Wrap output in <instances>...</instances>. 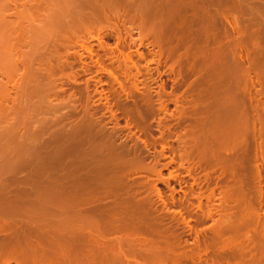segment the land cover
<instances>
[{
    "label": "bare ground",
    "instance_id": "1",
    "mask_svg": "<svg viewBox=\"0 0 264 264\" xmlns=\"http://www.w3.org/2000/svg\"><path fill=\"white\" fill-rule=\"evenodd\" d=\"M0 2L2 5L0 7V137L2 135L6 136L9 133H14L17 131V128L19 126V120L22 118L25 112L32 110L34 101L33 98L34 96H37V86L43 83L42 80L49 82L52 86H55V83H57V80L59 79L56 78V76L58 77L57 72H61L66 67L69 68L73 66V62L67 59L66 53L64 55H60L58 53L59 50L57 49L58 46L56 48V45L53 46V50L49 54L48 58H46L43 54H36L33 51L32 40H30L29 42L25 41L26 33H37L38 31L50 33L56 31V29H59L60 38H64L66 40L68 48H71L72 46H74V43L76 44L80 40L81 43L79 42V44L81 45L82 49L89 52L90 54H94V52H96L97 50H113L112 48H110V46L109 49L108 47L104 48L106 46L102 47L104 45L103 43L107 45V42H104V38L106 36L114 35L117 38L116 42L118 43L120 40L122 42L125 40L124 37L121 38L123 33L124 36L131 37L133 32H137L138 39L135 40L129 38V43L133 44L137 42L136 44L139 47L138 50H141L139 52L140 56L138 54L137 49L135 53L138 54L139 60H144V54L142 53V49L145 48L147 50L146 53L152 55V59L150 61L149 59L148 61L145 59L146 63L153 62V58H157V61L159 60L160 56L164 55L166 62L168 61L167 59H169L171 60V63H173L172 65H170L171 69H175L176 67H182L183 63H185L186 61L189 62V57L192 58V56L196 54H193V51L192 53L191 51H189V53L192 55L191 56L189 53H187L188 49L190 50L191 47H193L195 48V50H200V48L202 49L204 45L205 47H207L205 44L206 41L209 40V43L211 39L215 38L216 40L214 39L215 41L213 40L212 42H214V44H218L217 46H214V49H212L216 51V55H219V53L222 51H224L225 53V51L228 50L226 52H230V54L226 53L227 55H224L223 52L220 53V55H224L223 58L225 59V63L231 62L232 64L233 62L234 64H238L236 65V70L238 69L236 73V80L229 77L230 75L228 76L229 79H227V73L225 74L223 79V74L222 76H220L221 74H216V77H219V79H221H215L219 81H215V83H220V81L223 83V86L222 83L218 85L216 84L213 89L211 88L212 91H210V93L212 92L213 95L218 96V98H216L219 101L217 103L215 102L216 105L213 106V108L215 107L214 109H216L215 113L217 115L214 116V109L211 108L212 105L209 106L206 103V105H203L202 107L200 106V108L198 107L199 104L194 107L191 106L192 108L189 110H185L186 108H177V110L180 109L179 114L181 115V117L183 116L184 118H186L185 121H187V118H190V124L194 126L193 130H187V132L184 129L185 133H181H183L185 136H181L183 138H179V142L174 145H178L177 148L179 147V150L181 148V151L176 150L177 148L175 147H171V143H176V140H173L171 142V139H166L167 137L164 139V137H162L163 134L157 139L160 140L159 142H161V145H163L161 146L163 147V149L166 145L167 149L170 150L174 155L176 152H180V154L176 153V156L179 155L178 157L180 158L178 159L181 160V158H183L181 161H184L186 163L189 162V160H191L193 156H195L197 161L201 160L204 162H208L210 160H213L212 162L217 161V163L220 165H227L229 166V168L236 170L238 168L243 169L244 167L242 165H249L246 162L250 160L252 165H257L259 167L258 168L256 166L258 169H260V174L261 170L264 172V16L262 17V15H264L262 14L264 12V0H0ZM58 8L62 9L61 12H58ZM250 10L251 14L249 12ZM188 11L189 13H192L189 14L187 13ZM56 13L58 14L51 25H48L46 27L34 25L36 21L40 20L41 16L52 15ZM195 19L197 21L199 19L198 24H195ZM201 20L207 21L211 24L207 22L204 23ZM202 22L204 23V25H201V28H196L199 24H202ZM192 24L197 25L195 26L196 29H194V26ZM205 25L211 26H209V28ZM94 35H96V41H94ZM222 37L229 38V41H227V45H225L226 42H223L224 45L222 44V42H219L223 41ZM201 38L207 39L202 40ZM148 40H150V43L145 44V42ZM124 43L125 41L123 42V44ZM120 44H117V46H124L122 43ZM185 45H187L186 48ZM24 46H30V55L28 54L29 52H22V47ZM94 46L97 50H94ZM184 48L187 50V52L184 50L183 53H187L189 55H182L181 53H177L181 51L180 49ZM68 50L69 49H67V51ZM68 53L69 52H67V54ZM196 55H198V53ZM80 57H82L81 53L79 55V58ZM195 57L196 56H194V59ZM130 58L133 57L130 56ZM191 58L190 60H192ZM197 59L198 58L196 57V60L193 61H197ZM132 61L133 60L131 59V62ZM222 61L223 60H221V62ZM133 64L135 67L133 66ZM133 64L132 66L137 69V71H139L138 68H141V66L139 65L137 67V63L135 62H133ZM156 64L158 65V63ZM100 65H102V63H100ZM216 65H218V63ZM195 66L197 67V65ZM196 67L194 68L195 70ZM178 68L175 73L177 76L181 75L180 77H182V69L180 68V70ZM236 70L234 69V72H232L235 73ZM230 71L229 74L231 73ZM107 73V77L112 78L113 83L119 85V87L122 89V93V91L124 90L121 86V82L117 80L118 78L113 75L112 72L108 71ZM191 73L195 74L194 72ZM197 73H199L198 70ZM197 73L196 76L200 74ZM76 74L77 73L69 72L66 75L67 81L75 83L78 77V75ZM202 76H198L199 78H197V81L200 82L201 79H203L201 78ZM204 77H206L205 79L207 80L209 74L208 76L205 75ZM216 77L214 76V78ZM209 78L211 79L212 77L210 76ZM230 79L233 83L231 84L232 86H229V82H227ZM225 80L226 84L228 83V87L224 85ZM34 82L37 83L34 84ZM199 82L195 84L198 85L200 84ZM187 90L189 91V89ZM54 91L55 90H53L52 95L55 94ZM115 91H117V89L114 90V92ZM118 93H120V89ZM121 93L120 95H122ZM23 94L24 96L28 97L27 102L25 103H23L22 100ZM123 94L126 95V97L129 95L127 92ZM158 94L160 96V93ZM86 95L87 97L89 96L87 93V89ZM146 95H148V93ZM177 97L175 98L178 100ZM149 98H151V96ZM179 99L180 101L182 100L181 96ZM197 101H195V103ZM179 102L177 101V104ZM146 103H144V105ZM149 105L150 104L147 103V106H145L149 108ZM116 106L117 105H115V107ZM164 106L161 108H164ZM133 108L132 111H128L130 112L129 115L131 116L132 121H134V125L132 124V126L135 127L136 130L138 129L139 133L141 132L143 134L144 131H146L144 133H147L148 129L145 128V123L148 121V115L150 114L149 116L152 117V114L155 111L152 113L150 112V108L149 112H147V110L145 109L148 114H146V117V115H144V109H141L140 107L139 110V106L138 108L136 106H133ZM158 109L159 111L162 110L160 108ZM212 118H214V121L216 118H218L215 122L216 126L214 125L215 130L214 127H212L211 122H214ZM158 123L161 125L162 121L161 123L157 121L156 124ZM198 125H202V127L205 128L204 130L200 131L202 133L195 132V129ZM217 126L218 131L216 130ZM87 128H84V130L88 131ZM147 128H150L149 125ZM189 129H191V127ZM95 132L96 134H98L97 130H95ZM196 133L200 134L198 135ZM82 134H85V132L83 131ZM94 134L92 133L93 136H90L89 138L87 137V139L84 136L83 138L86 140H83V145H81V147L83 148V156L81 163L83 165H86L85 167L89 168L86 169L91 171V177L87 178L89 177L90 173L89 175L85 173L84 176L83 174L81 175L82 178H80L79 180L85 178V181L87 182L85 184H81L82 182L77 180L80 176L77 179L70 178L72 179L70 181L71 189L75 191H83L82 193L73 196L72 198H66L63 195H59L56 198L54 197L47 199H45L44 197L37 198L35 196V198L37 199L34 200L35 205H32V207L30 204L32 199H28L30 200V203L27 200H24V196L21 192L15 194L12 197H9V194L6 192H2L0 194V264H224L220 261L221 259L215 260L218 257L213 259L210 256L207 257L206 260L205 258H202L204 257L202 255H207L208 250L210 251L211 249L209 248L210 241H208L209 239L206 241H204L205 239H203V241H201L202 238L199 241V239H197L198 232H195V230H193L192 228L191 229L193 233L195 232L196 239L195 242H193L192 246L190 244V248L188 247V249H186L187 247L185 246V248L183 246L184 243H182L183 241L181 240L180 234H177L178 232L175 233L176 231H172V228L167 227V225L163 221V215L162 217L160 216L161 210L159 211L156 208L157 206L155 203L157 202H154V200L152 199V194H154L152 193L153 189L154 191H157L156 194L160 198V202H162V207L166 208V205L168 204L167 200H163L164 198L162 197V193L160 192V190L156 187L157 185H146V191L144 189L146 194L140 197L142 193L140 194L139 192L143 190L142 188L141 190H139L140 188H138V186L140 187V185L136 184L138 185L136 187V185H133L135 183L130 182L128 184V182L122 181L121 168L124 165H122V157L126 154L124 152H126L127 149L120 153V147L116 148L113 143H110V140L109 142H107L104 135L103 137L102 135L100 136V132L97 136H94ZM149 134L147 133V135ZM110 138L111 137H109V139ZM137 138L138 137H136V139ZM2 139L3 138H0V152H2L3 154V149L1 148L3 146ZM150 139V141L146 139L145 141H143L142 147L147 150L145 154L141 153L145 151H141L142 149L140 150L141 152H138V145H136L135 143L137 140L134 141L135 144L133 145L136 146L133 147L134 149H132V152H130V156L132 157H130V161L129 159L128 161L130 162V165H133V167H135L134 165H136L137 167L139 166V168L136 167L138 171L141 166L143 172L147 174L148 177H152L155 175L160 176L161 169H164L165 167H158L160 164L158 165L159 160L156 161L157 158L155 161L153 160V163H149V158H146V154H148V157L150 155V150L148 149L149 147L146 145H149L151 147V142H153L154 146L153 137H151ZM15 146V142L10 145L6 144L7 149H12ZM121 149L124 150L123 148ZM129 151H127V153ZM150 160L152 161V159ZM180 163L178 164L180 165V168H182L181 166H183V163ZM89 165L91 167H89ZM247 173H249V171ZM76 174L77 173H75L74 175ZM233 174L235 175V173ZM86 175L88 176L85 177ZM147 175H145L146 177H144L147 178ZM260 176L264 177L262 175ZM150 179L153 180L152 178ZM161 180V177L158 179L156 178V180L154 179L155 182L158 181L160 183L162 182ZM244 182L245 180L241 181L239 178L235 182H233L234 184L231 188L230 186L229 189L226 186L227 188H225V190L224 187L223 189L221 188L223 192H221V190L219 193L223 194L221 195L222 198L220 197L222 200L220 201L219 206H217V213H219V218L221 216L220 219L218 218L220 222H222V217L223 221L225 220V217L227 216L225 215L226 211L231 208H228V203H231L232 201V199H230L231 201L228 202L229 195L231 198L235 196V193H237L239 194H236L237 198H240L238 196H241V198L246 197L244 195L248 192L247 189L249 188H247V182L249 183V181H246V183ZM146 184H149V182ZM249 184H251V182ZM5 185H3L4 190ZM230 185H232V183ZM262 187L256 190L258 194L259 191H261V194L263 193L261 189ZM232 194L233 196H231ZM248 194L250 195L251 193L248 192L246 195L248 196ZM252 195H254V193ZM259 197L260 196H258V198ZM237 198L233 197L234 202L232 201V205L238 204V202L244 200H240V198V201H238ZM248 198H245V200L249 201L250 199ZM254 198L256 199L255 195ZM262 198L264 197L262 196ZM245 200L243 202H246L247 205L248 202ZM25 201L30 204V207L26 206L27 202L23 204ZM251 203L249 204L251 205ZM259 203H262V201H258V203L252 205L257 206L259 208ZM86 204L89 205V208H86L88 207ZM201 204V200H199L197 210H201ZM83 205L86 206L85 208H83L84 210H79L80 208L76 209V207L78 208V206L80 207ZM246 205L244 203V207ZM250 205L246 207L252 208V206ZM74 207L76 210L74 209ZM234 207L236 208V205ZM248 208H246L245 210H247ZM239 211L236 212L239 214ZM177 212L179 213V211ZM229 212H231V209ZM241 212L245 213L246 211L243 212L241 210ZM208 213H210L209 210ZM208 213H204V215H201L202 218L206 217V219H208L209 217L207 218V216L210 215ZM233 213L231 214L233 215ZM237 213L234 214V216L237 215ZM242 213H240V215ZM253 213H255V211H253ZM179 215H181V213ZM240 215H237V217H240ZM203 219H199L198 222L200 223V220ZM263 220L262 222L264 223ZM222 223H219V225H222ZM224 223L226 222L224 221ZM217 224L216 227H219L217 226ZM214 226H212V230L213 228L215 229L213 230V232L219 229L220 227L223 228V225L217 229ZM263 226L264 224H262V227ZM231 228L233 227L231 226ZM222 231L224 232V228L220 232H217L218 236L219 233H222ZM224 234L227 235L226 232H224ZM255 236H253L252 238L256 239L255 244L253 243L254 240H249L254 245L251 243L247 245L248 247L242 245V247L244 246V248L239 249V251H237V255L242 254L241 256L243 257L246 254H248V256L250 254L251 260H249L248 264H264V234L262 236H258L256 234ZM236 242L238 241L236 240ZM185 243L187 242L185 241ZM235 246L233 248H235ZM225 249L226 248H224V250ZM229 251L234 250L232 249ZM233 255L234 257L237 256L236 254ZM241 256H238L236 263L233 261L231 262L235 264H241ZM201 259L202 261L204 260V263H201Z\"/></svg>",
    "mask_w": 264,
    "mask_h": 264
},
{
    "label": "rangeland",
    "instance_id": "2",
    "mask_svg": "<svg viewBox=\"0 0 264 264\" xmlns=\"http://www.w3.org/2000/svg\"><path fill=\"white\" fill-rule=\"evenodd\" d=\"M1 6L2 5L0 2V7ZM61 8H58V12H61V10H62ZM249 12L251 14V10ZM252 12H253V10H252ZM187 13H189V11ZM191 13L192 12H190L189 14H191ZM57 14L58 13L52 14V15L41 16L40 20L36 21L34 23V25L40 26V27H46L48 25H51L52 22L55 20ZM262 14H264V12ZM263 16L264 15H262V17ZM195 21L197 22V23L195 22V24L199 23L198 22L199 19H198V21L195 19ZM201 21H203L204 23L207 22L204 20H201ZM201 21H200V23H201ZM203 22H202V24H199L198 27H196V28H199V27L201 28V25H204ZM207 23H209V22H207ZM209 24H211V23H209ZM192 25L194 26V29H196L195 26H197V25H194V24H192ZM205 26H208V25H205ZM209 26H211V25H209ZM123 34H122L121 38H123V37L125 38V40L123 39L125 41V43L123 44L124 41L122 42L121 40H120L121 42L120 41L119 42L122 43L124 46L118 47L117 44L119 45L120 43L116 42L117 38L114 35H108L104 38V42L106 41L108 46L105 43H103L104 45L102 44L103 45L102 47L106 46L104 48L108 47V49H109V46H110V48H112L113 50L111 51V49H109L108 50L109 52L106 49H105V51H99L94 46V50H97L96 52H94V54H90L89 52L82 49L81 45L79 44L80 40L79 41L77 40L78 42L76 44L74 43L73 44L74 46H72V44H71L72 47L68 48L66 40L64 38H60L59 29H56V31L50 32V33L38 31L37 33L30 32V33L25 34V41L29 42L30 40H32L33 51L36 54H38V55L43 54V55H45L46 58H48L49 54L53 50V46L56 45V48L58 46V48H57L59 50L58 53L60 55H64L66 53L67 59H69L70 61L73 62L72 63L73 66H71L69 68L66 67L61 72H57L58 77L56 75L55 76H56V78H59V79L57 80L58 82L55 83V86H52L49 82H47L45 80H42L43 83L40 84L39 86H37L38 87V89H37L38 93H37V96H34V98H33L34 101H33L32 110H29L28 112L24 113L22 118L19 120V126L17 128V131L14 133H9L6 136L2 135L0 137V138H3L2 139L3 140V146L1 147L3 149L2 150L3 154H2V152H0V154H1L0 155V165H1L0 166L1 167L0 168V183H1V185L3 183H4L3 185L8 184V185H5V190H4V186L0 185V194L2 192H6L9 194V197H12L15 194H18L19 192H21L22 195L24 196L23 197L24 200H27L30 203V200L32 199L31 203H30L31 207H32V205L33 206L35 205L34 200L37 199L38 197L39 198L44 197L45 199H47V198H54V197L56 198L59 195H63L66 198L67 197L72 198L73 196H76V195L82 193L83 191L72 190L71 186H70V181L72 179H77L80 176L77 179V180H79L80 178H82V176H81L82 174L84 176V173L88 174V175L90 173L89 177H87L88 175H86L85 177H87V178L91 177V171L88 170L89 168L85 167L86 165H83L81 163L82 162V156H83L82 155L83 154V148L81 147V145H83L82 144L84 142L83 140H86L87 137L89 138L90 136L91 137L93 136L92 133L93 134L95 133L94 136H97L100 132V136L102 135V137H103V135H104L107 142H109V140H110V143H113V145L116 148L120 147L119 148L120 151L118 150L120 153L127 149L126 152H124V153H126L125 155L121 154L124 157V158L122 157V165L123 164L124 165L121 168V170H122L121 171L122 181L128 182V184L131 182V183H135L133 185H136V184L140 185V187L138 185H136V187L138 186V188H140L139 190H141V188L143 189L139 192L140 194L142 193L141 196L139 194L140 197H142V195L146 194V192H145L146 191V189H145L146 185L147 186L150 184L151 185H155V184L157 185L156 187L162 193V197L164 198L163 200H165V201L167 200L168 201L167 205H169V206L166 205V208H168V209L162 207L163 206L162 202H160V198L156 194L157 191L155 190L156 191L155 192L153 189L152 193H154V194H152L153 195L152 199L154 200V202H157V203H155L157 206L156 208L159 211L161 210L160 216L162 217V215H163L162 218H163V221L165 222V224L167 225V227L172 228V231L174 230V231H176L175 233L178 232L177 234H180L181 240L183 241L182 243L185 244V245L183 244V246L184 247L186 246L187 247V248L185 247L186 249H188L190 244L192 246L193 242H195V239H196L195 238V232H198L197 233V236H198L197 239H199V241L201 238H202L201 241H203V239H205L204 241H206L208 239H209L208 241H210L209 242V246H210L209 248H211V249H210V251L208 250L207 255H202V256H204V257H202L203 259L205 258V260H206L207 257L211 256L213 259L218 257L215 260L221 259L220 261L224 264H230L233 262L236 263L238 256L242 255V254L237 255L238 254L237 251H239V249H241V248H244V246L242 247V245L247 246L250 243L255 244V240H256L255 235L257 234L258 236L259 235L262 236L264 234V229H263L264 226L262 227V224H264L262 222V220L264 218V216H263L264 215L263 214L264 198H262V196L264 197V189H263L264 188V185H263L264 179H262V178H264V177L260 176V175L264 176V172L261 170V174H260L259 173L260 169H258L259 167L257 165H255V166L252 165L250 160L248 162H246L249 165H246V164L242 165L244 167L243 169L242 168H238V169L235 168L236 170L229 168V166H227V165H220L217 163V161L212 162L213 160L212 161L210 160L208 162L206 161L208 164L207 165L206 162H204V161H201V160L197 161L195 156H193V158L191 160H189V162L186 163L184 161H181L183 158H181V160L178 159V158H180V157H178L179 155L176 156L177 154H180V152H176L177 153L176 154L175 150H174V153H175V155H174L170 150L167 149L166 145L164 146V149H163V147H161L163 145H161V142H159L160 140H158L157 138L163 134L162 137H164V139L167 137L166 139L167 140L171 139V142L173 140H176V143L175 142L171 143V147L177 148L178 145L177 146H174V145L179 142L178 141V140H180L179 138H183L181 136H185L183 134V133H185L184 129L187 132V130H193V127H194L190 124L191 123V120H189L190 118L189 119L187 118V121H185L186 118H184L182 116L183 117V120H182V117L179 114L180 109L186 108L185 110H189L192 107L197 106L198 104H199L198 105L199 108H200V106L202 107L203 105L208 104L209 106L212 105L211 108L214 109L215 107L213 108V106L216 105L215 102L217 103L219 100L217 99L218 96L213 95L212 92L210 93V91H212L213 87H215L216 84L218 85V84L222 83L221 81H220V83H217L219 81H217L215 79L220 80L221 78L219 79V77L217 78L216 76L220 75V74H221L220 76H222V74H223V76H222V79H223V77L227 73L226 74L227 79H229V77H231L232 79L236 80V78H237L236 73L238 71V69L236 70V65H238V64L237 63L234 64L233 62H232V64H231V62L225 63V61H224L225 59L223 57L226 53L230 54V52H226L228 50H226L225 53H224V51H222L224 53V55L223 54L220 55V53H222V52H220V53L217 52V53H219V55L218 54L216 55V53H215L216 51L213 49L215 48L214 46L215 45L217 46L218 43L214 44V42H212L215 39L214 38V39H211L209 43H208L209 40L205 42L207 47H205V45H204L202 47L203 50L201 48H200V50L196 49L198 52L193 47H191L190 50L187 48L188 49V52H187V50L185 49L187 47V45H185L184 49H180L182 52L181 51L177 52V53H181L182 55H189L190 54L189 51H191V53L193 51V54L198 53V55H199L198 56L195 54L194 56H196L198 59H197V61H193V60H196V57L194 59V56H192L190 54L192 56V58L189 57V59H188L189 62L186 61L185 63L182 64V67H180L182 69L181 73L183 72L182 77H180L181 75L177 76L175 73V71L177 70L178 67L175 66L176 67L175 69L172 67L174 69V73H173V69H171V66H170L173 63H171V60H169V59H167L168 61L166 62L164 55L160 56L162 58L159 57V60H157V61H156L157 58L156 59L153 58L154 59L153 62L156 61L155 63H153V62H147L146 63L145 59L147 61L149 59V61H150L152 59V55H150L149 53H146L147 50L144 48V49H142V53L144 54V60H139L138 54L141 50H138L139 47L136 44L137 42L133 43V44L129 43L130 42L129 40L131 38L135 39V40L138 39L137 32H133L132 36L130 35L131 37H129V36L126 37ZM95 36L96 35H94V41H96ZM206 39L207 38H204L202 40H206ZM222 39H223V41H219V42L220 43L222 42V44H223V42H226L225 45H227V43H228L227 41H229V38H227V37L223 38L222 37ZM222 39H217V40H222ZM40 41H42V42H40ZM146 43H150V40L146 41L145 44ZM63 44H64V46H63ZM116 46L118 49L116 48ZM67 49H69V50L67 51ZM136 49L138 50V54L135 53ZM31 50H32V47H31ZM184 50L189 54H187L186 52H185L186 54H184L183 53ZM66 51L69 53L67 54ZM22 52H25V53L29 52L28 54L30 55L31 54L30 46L29 47L28 46L22 47ZM80 53H81L82 57L79 58ZM105 53H106V57H105ZM129 53H130V55H129ZM111 55H113V56H111ZM130 56L133 58H130ZM139 56H140V54H139ZM125 57H127V58H125ZM190 58L192 60H190ZM125 59H126V61H125ZM131 59L133 60L132 62H131ZM221 60H223V61L221 62ZM99 61H100V63H102V65H100ZM133 62L137 63V67L139 65L141 66V68H138L139 71H137V69L134 68L135 66H134ZM156 63H158V65ZM217 63H218V65H216ZM132 64L134 67L132 66ZM226 64L227 65L229 64L228 65L229 67ZM99 65H100V67H99ZM195 65H197V67ZM213 65H214V67H213ZM231 66L236 70L235 73H233L234 69ZM195 67H196V70L194 69ZM180 68H178V69H180ZM201 69H202V71H201ZM197 70L200 74L197 73ZM108 71L112 72L113 75H115L118 78L117 80H119L121 82V84H122L121 86L123 87V90H124V91H122V93H121L122 89L119 87V85H116V83H113L112 78L107 77ZM229 71L231 72L230 74H229ZM69 72L77 73L76 75H78V77H77V80L75 83L67 81L66 75ZM191 72H194L195 74H193ZM210 72L212 74H215V75H212ZM196 73L199 75L196 76ZM185 74H187V75H185ZM208 74H209V77L211 76L212 78L210 79L208 77L209 80H208V78L206 80L205 79L206 77H204V76L205 75L208 76ZM200 75L201 76L203 75L201 77L203 79L200 78L202 82L197 81V78H199L198 76H200ZM214 76L216 78H214ZM233 77H235V78H233ZM108 78L112 81V83ZM234 80H233V82H234ZM215 81H217V82L215 83ZM198 82L200 84H198V85L195 84ZM227 82H229V84L227 83L229 86L231 84H233L231 79ZM35 83H37V82H34V84ZM227 84H226V80H225L224 85H226V87H228ZM113 86H114V89H113ZM116 86H117V88H116ZM124 86H125V88H124ZM222 86H223V83H222ZM190 88H192L193 90ZM86 89H87V93L90 97L89 96L87 97ZM116 89L118 92L120 89V93L122 95H120V93L115 91L120 96L118 94H116L114 92V90H116ZM187 89H189V91ZM53 90L56 91V92L54 91V93H55L54 95H52ZM186 91H188V92H186ZM125 92H127L129 94L127 97H126V95L123 94ZM207 92H208V94H207ZM147 93H148V95L151 96V98H149L150 96L146 95ZM158 93H160V96ZM115 95L117 96V98ZM176 95L177 96L180 95L183 101L182 100L180 101V99H179L180 96L177 97ZM207 95H209V96H207ZM203 96H205V97H203ZM175 97H177L178 100ZM22 98H23L22 99L23 103L27 102V99H28L27 96H24V94H23ZM175 99H176V101H175ZM188 99H189L190 103H189ZM216 99H217V101H216ZM173 101H175V102H173ZM177 101L178 102L180 101L181 103L179 102L177 104ZM184 101H186V102H184ZM195 101H197V102L195 103ZM146 102L150 104L149 105L150 106L149 107L150 112L153 113L155 111L154 112L155 114L153 113L154 116L152 114V117L149 116L150 114L149 115L147 114V112H149V108L146 107L147 106ZM144 103H146L145 104L146 106L144 105ZM174 104H175V106H174ZM115 105H117L118 107L117 106L115 107ZM158 105H160V106H158ZM133 106L134 107L136 106L137 108L139 106V108H138L139 110H140V107H141V109L147 110V112L145 110V114H144V115H146V114L148 115V119H147L148 121L145 119L147 121L146 123H148V124L145 123V128L148 129L147 133L148 134L150 133L149 135H147V133H144L146 131H144L143 134L140 132L141 133L140 134L138 129L136 130L135 127L132 126V124L134 125V121H132V118L129 115L130 112H128V111H132ZM163 106H164V108H161ZM158 108H160L162 110L164 109V110L163 111L160 110L161 111L160 112ZM177 108H180V109L177 110ZM125 109L128 113L125 111ZM133 109H135V108H133ZM175 109L178 111V113ZM144 110H143V112H144ZM215 110L216 109H214V111H213L214 112L213 114H215L214 116L217 115L215 113L216 112ZM126 114H128L129 116ZM147 115H146V117H147ZM212 119L214 121V118H212ZM217 119L218 118H216L214 122H211L212 127H214V125L216 126L215 122ZM157 121L160 123L162 121V124L161 125L159 123L156 124ZM33 123H35V124H33ZM211 123H210V125H211ZM87 125L90 127H88ZM148 125L151 129L147 128ZM189 126L191 127V129H189L190 128ZM198 126L197 127L195 126L196 127V129L194 128L196 130L195 132H200V131L205 129L204 127H202V125H200L199 127ZM84 128H87L88 131H85ZM90 128H92V129H90ZM93 129H94V132H93ZM95 130L98 131L97 132L98 134H96ZM214 130H215V127H214ZM216 130L218 131V126H217ZM83 131L85 132V134H82ZM89 131L90 132L92 131V132L90 133ZM159 131H161V132H159ZM181 132H183V133H181ZM180 133H181V135H180ZM200 133H202V132H200ZM88 134H89V136H88ZM135 134H137V135H135ZM196 134H198V133H196ZM178 135H180V136H178ZM84 136L86 137V139L83 138ZM109 137H111V138L109 139ZM136 137H138V138L136 139ZM151 137H153V139H154V146H153V142H151L152 143L151 147L149 145H146L149 147L148 149L150 150V152H149L150 155L148 157L147 156L148 154H146V158L147 159L149 158L148 159L149 163H151V162L153 163V160L155 161L157 158L156 161L159 160L158 165L159 164L161 165V166L159 165L158 167L159 168L165 167V168L161 169L160 176L155 175L152 177H148V175L143 172V169L141 168V166H140L139 171L142 173H140L137 169V168H139V166L137 167L136 165H134L135 167H133V165H130L129 164L130 163L129 158L132 157V156H130V152H132V149H134L133 147H135L136 145H138L137 146L138 150H139L138 152L145 150L144 147H142L143 141H145V139L150 141ZM54 138H56V139L59 138V139L56 140ZM69 140H71V141H69ZM134 141H136L135 146L133 145V144H135ZM148 141H147V144H148ZM14 142L16 143L15 147H13L12 149L6 148V144L10 145V144H13ZM67 142H69L70 144ZM144 143H146V142H144ZM188 143H190V142H188ZM121 148H123L124 150H122ZM178 148L176 150L181 151V148H180V150ZM127 151H129V152L127 153ZM146 151L147 150H145L141 153L145 154ZM160 157H161V159H160ZM128 159H129V161H128ZM150 159H152V161ZM171 159H172V161H171ZM178 163H180V164L183 163V166H181L182 168H180V165ZM203 163H204L205 167H204ZM242 166H240V167H242ZM3 167H5V168H3ZM89 167H91V166L89 165ZM86 168H88V169H86ZM249 168H250V170H249ZM7 170H9V171H7ZM85 171H87V172H85ZM224 171H226V172H224ZM248 171L250 174L247 173ZM223 172H224V174H223ZM75 173H77V174L74 175ZM225 173L227 174V176ZM233 173H235V175ZM70 174H71V176H70ZM122 175H124V176H122ZM145 175H147V178H145L146 177ZM160 177L162 178L161 181L163 183L162 182L160 183L158 181H156V182L154 181V179L156 180V178L158 179ZM173 177H175V178H173ZM235 177L237 179L240 178L241 181L245 180L244 183H246V181H249V183L251 182V184H249L247 182V184H248L247 188H249L247 190L251 194L250 195L248 194V196H247L246 195L248 193L247 192L244 195L246 197H244L242 195L244 198H241V196H238L241 199L237 198V196H236L237 193H235V196H233V194L231 196H233L234 198H237L238 201H240L242 199L245 200V198L249 197L248 199H250L249 200L250 202L245 200L248 202L246 205V202H243L244 200H242L240 202L237 201L239 204L238 205V204H235L236 203V201H235V203H234L236 205V208H235L234 207L235 205H232L234 202L233 197L230 198V195H229L228 202L231 201L230 199H232L233 202L231 201L232 204L230 202L228 203V208L229 207H231V208H229L226 211L225 215H227V216L225 217V220H224L226 223H224L223 217H222L221 221L224 223L223 224L222 222L219 221L221 216L219 218V215H218L219 213H217V206H219L220 201L222 200L221 195H223V194H220L219 192L223 189V187H224V190L227 187L229 189V186L231 188L234 184L233 182H235L237 180ZM60 178H62L63 180ZM70 178H72V179H70ZM150 178H152L153 180H151ZM243 178H245V179H243ZM226 179H227V181H226ZM58 180H61V181H58ZM133 180H134V182H133ZM146 180H147V182H146ZM233 180H235V181H233ZM79 181L82 182L81 184L87 183L85 181V178H83ZM148 182H149V184H146ZM152 182H155V183H152ZM142 183L144 184V187H143ZM231 183H232V185H230ZM257 186H258V188H257ZM260 187H262L261 189H262L263 193L261 194L260 193L261 191H259V194H261L262 196L259 195L258 192L256 191L257 189H260ZM144 189H145V191H144ZM221 192H223V190ZM253 193L256 196V199L254 198V195H252ZM237 195H239V194H237ZM35 196L37 198H35ZM258 196H260V197L258 198ZM171 198H172V200H171ZM218 198H220V199H218ZM28 199H30V200H28ZM237 199H235V200H237ZM199 200H201V203H202L201 204V210H199V209L197 210ZM257 200L259 202L262 201V203L258 204L259 208L257 206L252 205V204L258 203ZM27 201H25L23 204H25ZM183 201H184V203H183ZM254 201H257V202H254ZM28 202H27L28 205L26 204V206L30 207V204ZM244 203L246 206H249L250 205L249 203H251L250 206H252V208H248L245 206L246 208H248L247 210H249V211L245 210L246 208L244 207ZM229 205H231V206H229ZM260 205L262 208L260 207ZM83 206H80V207L78 206V208L76 207V209L80 208L79 210H81V209L86 207L85 205H83ZM87 206L88 207H86V208H89V205H87ZM23 207H24V205H23ZM27 207H25V208H27ZM169 208H170V210H169ZM240 208L243 212H245V211L246 212L242 213ZM74 209H75V207H74ZM230 209H231V212H229ZM235 209L237 212L240 210L239 214L235 211ZM250 209H251V213H250ZM72 210H73V208H72ZM208 210L210 213H208ZM252 210L255 211V213H253ZM175 211H176V213H175ZM177 211H179V213ZM215 211L217 214L215 213ZM259 211L261 212L262 216H261ZM180 213L182 216L179 215ZM204 213L210 214L209 216H207V218L209 217L208 219H206V217H203L204 219L202 218L201 215H204ZM231 213H233V215ZM236 213H237V215H240V213H242L244 215V217L242 214L240 215V217L239 216L237 217V215L234 216V214H236ZM210 216H211V218H210ZM182 218H183V220H182ZM199 219H203V220H200L201 222L199 223L198 222ZM196 220H197V222H196ZM186 221H188V222H186ZM217 221H219V222H217ZM177 222H180V223H177ZM215 223L216 224L218 223L217 226H219V227L223 225L224 232H226L227 235L224 234V232L222 231V233H219V236H218L217 232H220L223 228L216 227ZM219 223H222V225L221 224L219 225ZM212 226H214L216 229L219 228L217 230H220V231L216 230L217 232L216 231L213 232V230H215V229L213 228V230H212ZM231 226L233 228H231ZM235 226H237V227H235ZM238 226H239V228H238ZM191 228L193 230H195L194 233H193ZM234 230H236V231H234ZM235 235H236V237H235ZM249 236H250V238H249ZM253 236H255L254 239H252ZM243 238L245 241L243 240ZM251 239L254 240L253 243L251 241H249ZM233 240H235V241H233ZM236 240L238 242H236ZM185 241L187 243H185ZM211 244L214 248L211 246ZM234 244L237 246H235ZM234 246H235V248H233ZM219 248H221V249H219ZM224 248H226V249L224 250ZM232 249L234 251H229ZM209 252L212 253L213 255L210 254ZM204 254H206V253H204ZM233 254H236L237 256L234 257ZM245 256L240 257L242 259L241 260L242 262L239 260L241 262V264H248L249 260H251L250 254H249V256H248V254H246ZM225 258H226V260H225ZM244 258H246V259H244ZM234 259H236V260H234ZM228 261H230V262H228ZM231 261H233V262H231ZM201 263H204V260L202 261V259H201ZM235 263H233V264H235Z\"/></svg>",
    "mask_w": 264,
    "mask_h": 264
}]
</instances>
